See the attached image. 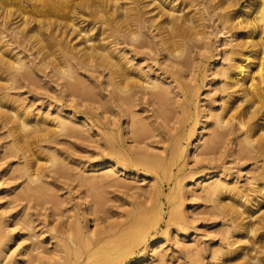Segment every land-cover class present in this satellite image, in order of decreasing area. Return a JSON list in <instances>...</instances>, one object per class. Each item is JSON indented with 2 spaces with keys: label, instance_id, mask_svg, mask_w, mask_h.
Instances as JSON below:
<instances>
[{
  "label": "rangeland",
  "instance_id": "1",
  "mask_svg": "<svg viewBox=\"0 0 264 264\" xmlns=\"http://www.w3.org/2000/svg\"><path fill=\"white\" fill-rule=\"evenodd\" d=\"M35 1L9 0L0 9V45L4 48L1 54L8 58L18 56L24 63L16 77L18 83L9 86L7 96L37 117L72 118L75 129L59 130L53 121H48L46 129L29 132L27 142L22 140L16 144V131L0 116V227L3 233L0 264H16L18 259H21L19 264H83L87 261L88 250L98 254L112 248L110 240L114 236H121L126 241L134 218L152 211L156 204L162 207L163 218L147 230L145 239L135 243L132 252L120 264H128L143 251L146 260L142 264H192L194 260L215 264V253L225 245L226 230L231 228V221L214 209L216 202L212 197L205 195L200 187H192L203 180L201 174L204 171L212 170L226 176L224 179L228 183H235L241 189L247 187L251 177L264 166V150L256 141L251 148L243 149L242 135L228 127L225 129L231 132L220 130L226 134L213 154L207 156L198 151L197 158H203L199 162L193 146L215 135L208 132L212 113L219 108L222 99L219 88L222 78L214 73L218 75L216 68L219 70L226 64L223 53L229 47L221 45L225 43L224 31H229L228 26L226 29L221 23L223 16L237 11L239 15L242 13L239 18H251L256 1L235 0V3L229 0L237 5L233 7L232 4L230 9L233 11L226 12L223 4L227 0H211L213 6L206 0H196V6L203 5L202 9L196 7L197 16L203 8L207 12L202 13L203 19L196 18V25L204 22L203 28L200 26L199 29L207 31L208 35L206 32L200 40H191V47L181 58L167 56L152 28L141 30L139 39L144 46L129 45L125 38L118 41L114 52L120 53L118 56L132 68L133 78L157 82L164 91L162 98L154 97L150 89L138 85L126 94L118 92L102 67L77 65L72 77L67 78L44 65L41 55L50 50L45 51L47 42L38 36L37 32L44 29L42 26L39 29V25L44 22V31L47 29L52 39L65 40L64 35L68 33L67 38L75 43L80 36H73L85 21L79 23L83 18H71L77 0H63L64 3L56 0L57 5L55 0ZM221 4L223 10L220 9L225 12L216 9ZM227 4H230L226 3L229 8ZM213 9L221 16L211 13ZM210 13L212 16L206 15ZM23 17L29 18L21 21ZM27 21L35 35L25 32L30 28ZM45 22H51V27L45 26ZM220 29L224 30L221 32ZM230 29V32L234 31ZM93 33L95 29L90 32L95 38ZM246 35L242 34V37ZM202 38H206L203 39L205 42ZM197 41L202 44L207 41L210 48H203L198 43L200 47ZM197 47L199 51L203 48L200 59L196 58ZM208 54L210 61L207 56V61L204 60V55ZM196 61L201 63L200 68ZM26 72L29 74L22 77L21 74ZM75 78L85 85H73ZM196 82L200 87L198 100L194 90ZM196 109L199 111L197 124ZM139 126L143 127V133L137 137ZM191 131H194L193 135H190ZM196 132H200L198 138ZM176 139L183 155L172 164L169 155ZM15 144L29 150L23 153L21 148H14ZM111 146L121 148L129 155L155 160L160 168L146 170L143 166L120 160L119 165L108 166ZM51 158L56 163H51ZM26 163L37 174V180L27 178L23 170ZM174 202L179 204L182 217L178 222L168 220L167 212ZM259 233L260 230L248 233L245 241L249 245L253 241L259 245ZM160 236L164 240L153 252L156 258L149 262L151 251L148 246ZM239 254L231 255L229 264H240Z\"/></svg>",
  "mask_w": 264,
  "mask_h": 264
},
{
  "label": "bare ground",
  "instance_id": "2",
  "mask_svg": "<svg viewBox=\"0 0 264 264\" xmlns=\"http://www.w3.org/2000/svg\"><path fill=\"white\" fill-rule=\"evenodd\" d=\"M8 1L9 0H0V9L3 7L2 4H4V2L7 3ZM64 1L68 2L72 0ZM64 1L62 0L63 3ZM206 1L210 2L211 0ZM255 1L256 5L253 10L251 9V18H239L242 13L239 15V12L233 11L232 8L233 12H228L223 16V22L221 23L224 25L223 27L228 26L229 30L227 32L224 31L226 33V35H224L225 33L223 34V40H225V43L223 42V44H221L223 47L226 44L229 46L223 53V55L225 54V57L222 56L227 62L225 61L226 64L224 65H222V63L219 70L216 68L218 71L217 73H219L218 75L214 73L215 76L222 78L219 83V88L222 92V99L219 108L213 113L210 112V114L212 113L211 118L213 117V121L210 120L211 127L209 132L208 130L207 132L209 134L215 133V135L203 139L201 142H197L193 146L197 151L196 159L198 162L203 159L197 158L199 153L207 156L214 153L213 151L216 150L217 145L222 142L221 140L226 134H224L223 131L220 132V130H224L227 127L234 130V132H237L239 135H242L243 149L251 148L254 141H256L260 143L261 149L264 150V0ZM208 2L206 3L209 6ZM34 3H36V1ZM217 3H215V5ZM226 3L230 4V6L227 4L229 8L226 7ZM232 4L233 3L229 2V0L223 4V6L227 8L226 10V8L223 7L226 12L230 9ZM236 5L237 4H233V7ZM201 6L203 7V5ZM210 6H213V4ZM196 7H198L196 6V0H77L73 6L71 18H83L84 20L82 19L79 23L85 21L83 27L73 36V38L78 35L80 36L77 39V42L71 43V38H67L68 33L64 35L65 40L52 39L47 33V29L44 31L46 28L43 27L44 22L39 25L41 23L39 21V29H41L40 26L44 29L43 32L42 30H40L41 32L37 30L39 31L37 32L38 36L41 38V41L47 42L46 49L48 48L50 50L49 53L44 52L41 55V62L44 65H48L57 74L67 78L72 77L73 70L75 69L74 66L77 65L89 68L102 67L106 69L108 79L112 82L114 88H116L118 92L126 94L128 91L132 90L135 85H138L139 87L150 89L153 92L154 97L162 98L164 91L157 82L142 78V80H140L141 83L133 78L132 68L127 66V62L118 56L120 53L116 54V52H114L116 49L114 46L118 44L119 40L124 41V38L127 39L129 45L136 43L137 47L144 46V42L139 39L142 35L141 30L144 28H152L155 31V35L158 37L159 44L163 47L167 56L181 58L183 53L191 47V40H200L201 36L205 37L204 33L207 32L199 29L200 26L203 28L202 25H204V22H202V25H196L198 24L196 23V18L203 19L202 13L206 9L203 8L204 11L197 16ZM221 7L222 4L220 7H216V9L218 8V11L220 12L223 10ZM200 8L198 7L197 9ZM210 8L212 9V7ZM216 9L213 10L217 11ZM213 10L211 13L213 12V14H216L217 16L218 11L214 13ZM246 10L248 9L245 8V11ZM205 13L207 12L205 11ZM211 13L206 15L212 16ZM27 18L23 17L21 21H25L24 19ZM201 21L202 20H200V22ZM218 21L215 23H218ZM29 22L27 21V23ZM50 23L47 22L44 25L50 26ZM74 25L75 23H72V26ZM217 25L215 26L217 27ZM206 27L208 26L206 25ZM230 28L234 31L230 32ZM94 29L95 33L93 34L96 35L95 38L90 34ZM25 32L29 34L34 31L33 28L30 27L27 28ZM221 32H219V35ZM206 34L208 35V32ZM242 34L247 35L243 38ZM33 35L35 34L33 33ZM203 39L206 38H202V41ZM196 43L202 44L201 41H197ZM203 44V48H210L207 41L206 44H204L207 47L203 46ZM209 45H211V43H209ZM199 46L201 47V45ZM199 48L197 49L198 51L200 50ZM48 49L45 51H48ZM3 50V45H0V116L9 121L13 131H16L14 138L15 143H22V140L27 142L30 136L29 132L46 129L49 124L48 121H53V124L59 130H74L75 127L71 124L72 118L68 119L60 116H54L51 118L37 117L29 113L24 107L17 103L16 100L8 98L6 91L9 86L18 83L16 77L19 75L18 71L24 67V63L18 56L8 58L7 56L2 55L1 52ZM201 51H199V54L197 53L198 55L196 54V58L199 57L200 59L199 55ZM204 51H206V49H204L203 52ZM202 53L201 55L203 57ZM205 56H207L208 59L209 54L204 55V60L207 61ZM198 62H200V60ZM200 64L201 63H198L196 65H199L200 68ZM203 68L205 69V67ZM202 72L200 73L203 76ZM2 74L5 76H1ZM27 74L29 73H23L21 76L26 77ZM204 75L207 74L205 73ZM199 80V82L202 83L200 77ZM202 80L205 81L204 78ZM73 85L76 87H83L85 84L78 78H75ZM199 88V83L196 82V88L194 89L196 90V99L198 97L197 93ZM189 90H192V88L190 87ZM4 107L6 108L5 110H3ZM197 110L198 109H196V124L199 122V111L197 112ZM229 129H225V131ZM19 131H24L26 133L20 134ZM142 133L143 127L139 126L136 131V136L140 137ZM193 134L194 131H191L190 135ZM199 134L200 132H196V138H198L197 136ZM16 144L14 145V148L19 150L21 147L19 148ZM21 149L23 153H26V150H29L28 147ZM110 152L109 160L106 162L108 166L119 165L118 160H120L123 162H132L134 166H143L146 170H156L157 168H160L157 161L141 158L137 155H129L121 148L111 146ZM182 155L183 151L181 149V144L179 140L176 139L173 141L172 149L170 151V162L172 164L176 163ZM51 163H56L55 159L51 158ZM261 169L262 170L259 171L257 175L255 174L251 177L247 187L243 189L239 188L235 183H228L224 179L226 176H221L220 172L213 170L204 171V173L201 174L203 180L195 186H191L192 188L200 187L205 195L212 197L216 202L214 204V209H216L218 213L228 216L231 221V228L226 230L227 236L225 237L227 241L225 245L221 249L219 248L215 253L216 255L214 257L217 259L215 264L231 263L228 262V259L235 253H240L238 256V259H241V261H239L240 264H264V203H262L264 201V166H262ZM23 170L29 180H37V174L30 169L27 163ZM105 177L107 178L108 176ZM172 205L174 206L169 208L167 212L168 220L178 222L182 218L178 209L179 204L174 202ZM153 208L152 211L134 218L129 228L130 236L126 241H123L121 236H119L120 238L114 236V238L110 240V244L113 245L112 248L102 250L101 253L98 254H95L92 250H88L86 253L87 261L83 264H102L103 260L108 261L107 264H120L127 255L132 252L135 243L145 239L147 230L151 228L157 220L163 218L162 207L159 204H156ZM242 208L246 210H241ZM256 230H260L257 237L261 242L259 245H256V242L253 241L249 245V243L245 241V238L248 233H252ZM76 232L78 231L76 230ZM1 239H3V233L0 227V240ZM163 240L164 237L160 236L149 244L148 247L151 251V256H148L149 262H152L156 258L153 252ZM101 242L103 243V241ZM236 243L238 245L234 246ZM145 260L146 252L143 251L135 258L131 259L128 264H142ZM20 261L21 259H18L16 264H19ZM192 264L202 263L198 260H194Z\"/></svg>",
  "mask_w": 264,
  "mask_h": 264
}]
</instances>
